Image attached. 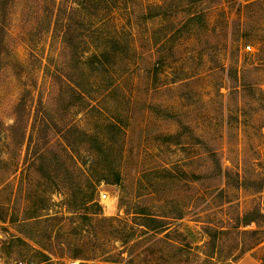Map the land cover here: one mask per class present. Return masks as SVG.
<instances>
[{
  "label": "rangeland",
  "instance_id": "1",
  "mask_svg": "<svg viewBox=\"0 0 264 264\" xmlns=\"http://www.w3.org/2000/svg\"><path fill=\"white\" fill-rule=\"evenodd\" d=\"M71 261L264 264V0H0V264Z\"/></svg>",
  "mask_w": 264,
  "mask_h": 264
},
{
  "label": "trees",
  "instance_id": "2",
  "mask_svg": "<svg viewBox=\"0 0 264 264\" xmlns=\"http://www.w3.org/2000/svg\"><path fill=\"white\" fill-rule=\"evenodd\" d=\"M88 135V134H87ZM92 143H93V147H94V149H96L98 152H100V153H105L106 151H105V149H104V147H103V143L102 142H100V140L97 138V137H92ZM152 219V220H154V221H156V222H161L162 223V220H160L159 218H155V217H147V219ZM159 219V220H158ZM250 221H253V220H247V223H249ZM213 231H214V233H213ZM225 230H223V229H221V228H215V227H211L210 226V234H212V235H214V236H212V242H213V245L215 246V243H216V240H215V237H216V235H217V233H225L224 232ZM213 246V247H214Z\"/></svg>",
  "mask_w": 264,
  "mask_h": 264
},
{
  "label": "built area",
  "instance_id": "3",
  "mask_svg": "<svg viewBox=\"0 0 264 264\" xmlns=\"http://www.w3.org/2000/svg\"><path fill=\"white\" fill-rule=\"evenodd\" d=\"M248 47H250V46H248ZM104 196H106L105 194H104ZM76 262L75 261H71V262H69L68 264H75ZM20 264H25L24 262H20ZM218 264H229V263H225V262H220V263H218Z\"/></svg>",
  "mask_w": 264,
  "mask_h": 264
}]
</instances>
